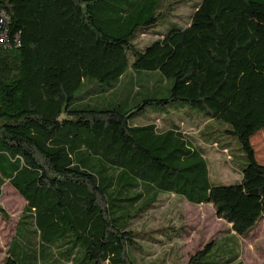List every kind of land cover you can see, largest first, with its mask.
Segmentation results:
<instances>
[{"label": "trees", "instance_id": "trees-1", "mask_svg": "<svg viewBox=\"0 0 264 264\" xmlns=\"http://www.w3.org/2000/svg\"><path fill=\"white\" fill-rule=\"evenodd\" d=\"M162 5L0 0L9 16L0 43V196L8 183L26 201L1 264H138L134 221L162 195L211 203L241 236L264 218V164L251 141L264 135V0H202L184 27L137 44ZM129 70L172 78L171 95L129 110L87 102ZM176 101L202 123L200 141L216 131L238 140L246 157L235 165L238 181L215 184L180 124L132 123L147 106ZM0 213L8 217L1 205ZM214 244L187 264H205Z\"/></svg>", "mask_w": 264, "mask_h": 264}, {"label": "rangeland", "instance_id": "rangeland-1", "mask_svg": "<svg viewBox=\"0 0 264 264\" xmlns=\"http://www.w3.org/2000/svg\"><path fill=\"white\" fill-rule=\"evenodd\" d=\"M201 1L163 0L162 17L157 24L146 28V33L138 34L135 42L145 45L161 37L162 33L173 26L184 27ZM173 85L174 80L159 71L129 70L113 91L91 98L87 102L100 108H112L120 104L125 110H129L141 104L144 99L168 98ZM177 103H180V106H177ZM188 109L192 110L190 104L182 101L164 107L147 106L132 119V123L143 125L156 120L160 127L172 123L180 124L185 133L196 139L207 156L215 184L238 181L240 176L235 165L246 163L245 153L238 140L232 135L216 131L210 135L208 141H200L199 131L203 125L194 119ZM212 140L218 143H212ZM251 141L258 161L264 163L263 132H257ZM224 146L229 149L234 160H231L227 149H223ZM2 190L0 205L8 217L5 218L0 213V264L8 253L26 204L24 198L8 183L4 184ZM262 222L263 219L256 228ZM133 227L139 231V240L143 247V252L137 255L138 264H187L190 257L210 241H215V244L207 256L203 257L205 264H243L238 258V245L227 238L228 232H231L230 223L218 217L211 203L194 204L178 196L162 195L154 207L134 221ZM255 232L259 234L254 240H251L250 236L252 246L248 240H242L245 264H264V258L261 259L260 256V253H264V223L263 229Z\"/></svg>", "mask_w": 264, "mask_h": 264}, {"label": "crops", "instance_id": "crops-1", "mask_svg": "<svg viewBox=\"0 0 264 264\" xmlns=\"http://www.w3.org/2000/svg\"><path fill=\"white\" fill-rule=\"evenodd\" d=\"M262 164H264V163H262ZM239 176H240V178H241V173H240V171H239ZM2 196V195H1ZM0 196V197H1ZM184 200H186V199H184ZM187 201V200H186ZM263 223H264V218H263V222L261 223V225L260 226H258V228H255L254 230H252L251 232H249L248 234H246V235H243V236H241V235H237L233 230H232V224H230V228H231V232H228V237L230 236V237H232L233 239H236L237 241H238V244H239V249H240V259L244 262V259H243V254H242V252H243V243H242V240H248L249 241V243H250V245L252 246V241H250V236L252 237V239L251 240H254V239H256L257 238V235L259 234V233H256L255 231H258V230H262L263 229ZM229 230V229H228ZM248 236H249V238H248ZM260 256H261V259H263L264 258V253H260ZM188 263V262H187ZM244 264H245V262H244Z\"/></svg>", "mask_w": 264, "mask_h": 264}, {"label": "built area", "instance_id": "built-area-1", "mask_svg": "<svg viewBox=\"0 0 264 264\" xmlns=\"http://www.w3.org/2000/svg\"><path fill=\"white\" fill-rule=\"evenodd\" d=\"M9 16L6 11L0 9V43H6L7 28L6 24Z\"/></svg>", "mask_w": 264, "mask_h": 264}]
</instances>
